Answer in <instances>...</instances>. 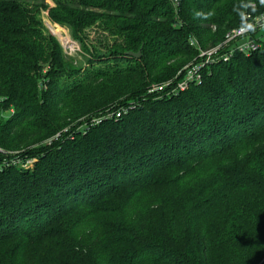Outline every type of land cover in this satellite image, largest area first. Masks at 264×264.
Instances as JSON below:
<instances>
[{
    "label": "trees",
    "instance_id": "16d2710c",
    "mask_svg": "<svg viewBox=\"0 0 264 264\" xmlns=\"http://www.w3.org/2000/svg\"><path fill=\"white\" fill-rule=\"evenodd\" d=\"M55 1L84 70L46 33L45 0H0V264H264V42L149 92L175 88L192 37L222 43L261 0ZM96 25L123 39L114 64Z\"/></svg>",
    "mask_w": 264,
    "mask_h": 264
},
{
    "label": "built area",
    "instance_id": "2783aa9c",
    "mask_svg": "<svg viewBox=\"0 0 264 264\" xmlns=\"http://www.w3.org/2000/svg\"><path fill=\"white\" fill-rule=\"evenodd\" d=\"M172 5L177 9L180 0H169ZM259 5L264 7V0H261ZM251 7L258 8L257 3H252ZM247 22L245 25L233 28L225 35V39L222 43L203 49L199 46L196 38L192 37L190 43L199 49V55L184 70L180 71L177 76H183L177 81L174 91H184L189 88L192 82L199 83L203 79V69L212 64L213 62H227L231 59L235 52H240L245 55H250L253 51L258 50L261 47V42L253 35L251 30L264 29V11L258 15L253 16L251 13L247 14ZM114 113H111V116ZM117 116H121V111ZM99 122V121H97ZM1 151V149H0Z\"/></svg>",
    "mask_w": 264,
    "mask_h": 264
},
{
    "label": "rangeland",
    "instance_id": "374dc122",
    "mask_svg": "<svg viewBox=\"0 0 264 264\" xmlns=\"http://www.w3.org/2000/svg\"><path fill=\"white\" fill-rule=\"evenodd\" d=\"M45 2L49 5V9L41 10L40 11V18H41V20L45 26L46 33H48V32L52 33L55 36V38L59 41L64 52L68 56L73 57L75 59V61L77 62V64H82L83 70L85 68L89 67L90 64L87 61L89 55H87L83 52L81 43L77 39L74 38L70 27L67 25L57 23V22L52 20L51 15H50V8H53L56 6V1L55 0H45ZM251 32L253 33V35L256 38L260 37L261 40L264 42V29H262V30L259 29L256 31L251 30ZM85 36H87L88 42L91 43V45L95 46L93 48L97 49L99 55H102L106 58L111 53L110 51H108L109 48L111 49L112 45L117 40H118V42L123 40L121 37L114 38L113 36H111L109 34V32L103 31L100 28V26H98V25L86 29ZM108 59H106V60H100L99 59L98 63L101 62L104 65L108 64V63H110V64L116 63V62L112 61L111 58L108 57ZM181 78H183V76H180V79ZM172 83H173V80H169V81H164L161 84H155L154 85L155 87L153 86L152 88H150L149 92L157 93V92H161V91H166L167 89L170 88L171 94H175L176 93L174 91L175 88L172 89L171 86H169ZM122 111L127 113L129 111V109L124 107L121 110V112ZM106 112L107 113L105 114V116L109 113H112V110H110V111L108 110ZM117 115H118V113H117ZM92 120L93 121L91 122V124L93 125V124H96L95 122L101 121V117L97 116V117H94ZM59 137H57V138H59ZM0 149L2 151V147H0ZM1 153H4V151H2ZM35 162H36V159H26V160L22 161V163H24L28 167H33ZM33 255H34V252L31 254V256H33Z\"/></svg>",
    "mask_w": 264,
    "mask_h": 264
},
{
    "label": "water",
    "instance_id": "95a60500",
    "mask_svg": "<svg viewBox=\"0 0 264 264\" xmlns=\"http://www.w3.org/2000/svg\"><path fill=\"white\" fill-rule=\"evenodd\" d=\"M129 56H132V57H135V58H140L141 55H142V51H138V52H133V51H130L127 53Z\"/></svg>",
    "mask_w": 264,
    "mask_h": 264
}]
</instances>
